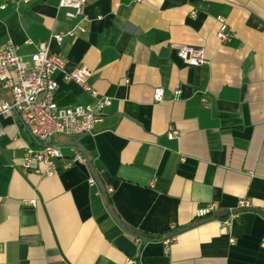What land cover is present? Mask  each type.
Masks as SVG:
<instances>
[{
	"label": "crops",
	"instance_id": "0c3cea01",
	"mask_svg": "<svg viewBox=\"0 0 264 264\" xmlns=\"http://www.w3.org/2000/svg\"><path fill=\"white\" fill-rule=\"evenodd\" d=\"M1 2L0 43L26 60L38 40L78 22L59 0ZM219 15L230 42L217 39ZM80 23L84 32L50 48L69 67L85 64L110 105L93 132L49 140L62 159L83 149L114 213L143 233L192 223L211 201L238 216L141 245L109 214L86 162L51 176L23 167L26 148L39 146L12 112L0 116V264H264V0H87ZM172 43L203 47L208 63L186 64ZM53 78L60 105L94 102L61 72Z\"/></svg>",
	"mask_w": 264,
	"mask_h": 264
},
{
	"label": "built area",
	"instance_id": "2783aa9c",
	"mask_svg": "<svg viewBox=\"0 0 264 264\" xmlns=\"http://www.w3.org/2000/svg\"><path fill=\"white\" fill-rule=\"evenodd\" d=\"M27 1V0H25ZM87 0H59V8L71 19H77L74 27L52 32L49 37L40 39L36 43V50L30 54L29 59L22 58L17 52V46L7 40L0 43V84L8 95H0V116L16 112L27 126L30 133L41 142H48L54 135L61 134L75 136L93 132L102 120L104 109L110 105L108 96L98 95L97 90L90 82L91 70L85 65L68 66L65 56L54 52L50 48V41L60 44L66 36L74 37L77 32H84L85 27L80 23L84 19V7ZM5 2L0 3L4 9ZM191 15H195L192 10ZM219 26L216 32L220 43L230 42L233 34L229 30L223 16H217ZM178 57L188 65L198 66L208 63L204 48L184 43H172ZM61 72L64 80L76 82L83 91L89 93L93 103L79 102L68 105L57 103L55 96L57 82L53 78L54 72ZM178 91V89H177ZM153 97L156 101L163 98V88L156 87ZM203 105H208L207 98H200ZM169 138L178 135V130L170 128L166 131ZM58 145H44L27 147L22 165L38 175L51 176L59 168H68L75 163L84 164L85 158L81 151L73 147L72 153L64 160ZM89 181L94 179L89 176ZM238 206L249 207L246 199H241ZM218 210L215 201L208 202L195 210L196 220L214 214ZM222 222L224 225L238 216V212L231 210ZM165 238V242L172 239ZM233 241V238L230 239ZM123 264H138L136 257H126Z\"/></svg>",
	"mask_w": 264,
	"mask_h": 264
},
{
	"label": "water",
	"instance_id": "95a60500",
	"mask_svg": "<svg viewBox=\"0 0 264 264\" xmlns=\"http://www.w3.org/2000/svg\"><path fill=\"white\" fill-rule=\"evenodd\" d=\"M33 139H34L35 143H36L38 146H44V145H56V143H54V142H50V141H48V142H41L40 140H38V139L35 138V137H33ZM73 140H74L73 138L70 139L69 143H71V144H75V145L79 146V144H78L77 142L73 141ZM82 154H83V156H84V158H85L86 164H87V166H88V168H89V170H90V174H91L92 178H94V179L98 182L97 177H96V174H95V171H94V169H93V167H92V164H91L89 158L87 157V155H86V153H85V151H84L83 149H82ZM98 185H99L100 191H101V193H102V195H103V197H104V199H105V202H106V208H107L109 214L111 215V217H112V218L114 219V221L120 226V228H121L123 231H125L126 233H128V234H130V235H132V236H134V237H136V238H139L140 241H141V245H143V243L146 242V241L148 240V237L145 235V233H143V232H141V231H139V230H137V229H134V228L128 226L127 224H125L124 222H122V221L118 218V216L114 213V211L112 210V208H111V206H110L109 198H108V194H107V192H106L105 187H104L101 183H99V182H98ZM243 210H254V208L246 207V208H243ZM235 211H238V210H235ZM261 213H262V215H263V217H264V213H263V212H261ZM228 214H229V211H227V210L220 211V212H216V213L211 214V215H209V216H206V217H204V218L198 219V220H196V221H194V222H192V223H189V224H187V225H185V226H182V227H180V228H176V229L172 230V231L170 232V234H169L168 236H166L165 238H169V237L175 236V235H177L178 233H180V232H182V231H184V230H186V229H189V228L194 227V226H197V225H199V224H201V223H204V222H207V221L213 220L214 218H221V217L227 216ZM165 238H164V239H165Z\"/></svg>",
	"mask_w": 264,
	"mask_h": 264
},
{
	"label": "trees",
	"instance_id": "16d2710c",
	"mask_svg": "<svg viewBox=\"0 0 264 264\" xmlns=\"http://www.w3.org/2000/svg\"><path fill=\"white\" fill-rule=\"evenodd\" d=\"M57 103L59 104V100L55 97ZM172 230H170L169 232L167 233H164V234H158V235H152V234H147L145 233V235L148 237V240H161V239H164L166 236H168L170 234Z\"/></svg>",
	"mask_w": 264,
	"mask_h": 264
}]
</instances>
